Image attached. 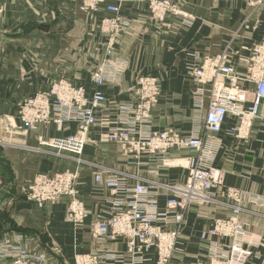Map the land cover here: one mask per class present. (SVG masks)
<instances>
[{
  "label": "crops",
  "instance_id": "crops-1",
  "mask_svg": "<svg viewBox=\"0 0 264 264\" xmlns=\"http://www.w3.org/2000/svg\"><path fill=\"white\" fill-rule=\"evenodd\" d=\"M171 1L173 11L162 19L153 16L145 1H122L119 14L128 25L115 35L110 57L123 59L127 66L117 82L101 86L107 106L96 114L80 156L84 162L77 165L75 155L57 154L45 145L52 137L74 132L76 122H68L60 130L53 124H38L27 133L4 132V128L20 126L16 110L21 101L60 80L83 86L88 92L94 90L92 73L103 59L110 34L103 21L115 15L102 7L81 10L79 3L71 0H0V237L7 230L33 237L30 247L63 262L72 261L77 253L122 251L121 239L97 240L91 235L90 223L102 215L110 199L108 190L94 183V174L105 176L116 170L129 184L142 181L167 195L166 186L183 183L187 169L177 161L195 151L173 149L167 155V165L155 164L147 155L139 159L124 155L115 143L100 142L99 135L108 129V121L115 119L117 104L131 98L128 85L137 74H150L161 82V95L151 110L153 130L174 129L183 135L202 130L191 108L187 67L225 54L237 75L245 76L251 45L264 41V0ZM235 86L248 93L254 88L244 79L237 80ZM259 113L264 116V100ZM233 122L228 117L225 127ZM205 146L212 150L209 163L224 172L226 186L264 195V126L260 120L253 122L245 139L223 131L213 140L207 139ZM64 169H77L78 197L91 210V217L77 228L65 218L67 197L38 205L20 192L36 173ZM157 199L163 208L166 195ZM213 199L186 209L179 236L183 249L174 255L179 264L203 260L206 248L199 238L201 230L214 218L230 213L231 201L221 189ZM242 208L239 217L246 230L264 235V207L244 198ZM53 247H57L55 253ZM252 255L244 264H264V236Z\"/></svg>",
  "mask_w": 264,
  "mask_h": 264
},
{
  "label": "built area",
  "instance_id": "built-area-1",
  "mask_svg": "<svg viewBox=\"0 0 264 264\" xmlns=\"http://www.w3.org/2000/svg\"><path fill=\"white\" fill-rule=\"evenodd\" d=\"M71 1H77L84 11L102 7L115 15L103 21L105 31L110 34L103 47V59L92 73L95 88L88 92L83 86L60 80L47 91L24 99L21 108L25 123L54 124L61 128L68 122H76L78 126L74 133L52 137L45 145L57 154L66 152L77 156L78 165L84 162L79 155L83 152L88 131L96 122V114L107 106L101 86L117 82L127 66L123 59L114 61L110 56L115 35L128 23L119 14L123 0ZM141 1L147 2L153 16L159 19L174 8L171 0ZM249 51L243 77L237 75L235 66L225 54L206 57L199 66L187 67L192 84L191 108L195 120L201 122L202 130L197 128L186 135L174 129L155 131L151 128V110L161 95V82L156 77L137 74L130 81L127 91L131 98L117 104L115 119L108 121V129L98 140L115 143L128 157L139 159L147 155L155 164L167 165V155L173 149H189L195 154L178 162L186 167L187 175L183 183L166 186L169 195L142 181L129 184V179L116 170L105 176L101 172L94 174V183L105 187L110 199L102 215L90 223L91 235L97 240L121 239L122 251L100 249L77 253L72 261L63 262L30 247L29 241L33 237L5 231L0 237V261L4 264H179L174 255L183 249L179 236L186 209L194 203L213 202L214 193L221 189L231 201L228 204L231 211L227 216L214 218L201 230L199 238L206 253L203 260L194 264H244L254 255L252 251L264 235L246 230L239 217L243 210L242 200L248 198L250 203L264 207V195L242 187L226 186L224 172L209 163L212 150L205 144L207 139L213 140L223 131L245 139L257 120L264 126V116L259 113V105L264 100V41L253 43ZM239 79L252 82V92L236 87ZM228 117L234 122L225 127ZM76 179L77 169L40 172L25 187L21 186V191L28 190L25 199L38 205L67 197L65 218L77 228L91 217V210L76 196ZM159 195H166L163 208L158 205ZM52 251L55 253L57 247Z\"/></svg>",
  "mask_w": 264,
  "mask_h": 264
},
{
  "label": "rangeland",
  "instance_id": "rangeland-1",
  "mask_svg": "<svg viewBox=\"0 0 264 264\" xmlns=\"http://www.w3.org/2000/svg\"><path fill=\"white\" fill-rule=\"evenodd\" d=\"M1 7V6H0ZM150 75V74H149ZM45 91H47V90H45ZM39 92H44V91H38V92H36V93H39ZM35 93V94H36ZM29 97V96H28ZM27 98V97H26ZM25 98V99H26ZM24 101V100H23ZM23 101H21L19 104H18V107H17V110H16V117H17V119L19 120V122L21 123L20 124V126L19 127H17L16 125H9L8 127H5L4 128V132H5V130H7V132H9V133H15V132H19V133H27L29 130H36L37 128H38V124H42V123H36V124H32V123H25V122H23L22 121V108H21V106H22V104H24V102ZM48 124H42V126H47ZM54 125V124H53ZM41 126V125H40ZM55 126V128L56 129H58V130H60V129H62L63 127H65L66 125H64L63 127H61V128H58L56 125H54ZM77 126H78V124L76 123V128H75V131H76V129H77ZM74 131V132H75ZM74 132H72V133H74ZM64 136V135H63ZM56 137H62V136H56ZM46 147H47V145H46ZM49 149H52L51 147H48ZM63 153H66V152H63ZM81 155H79V157H80ZM77 157V156H76ZM75 158V157H74ZM185 159V158H184ZM180 161V160H179ZM179 161H177V163L179 162ZM184 161V160H183ZM185 162V161H184ZM184 166V165H183ZM40 173V172H39ZM44 173H49V172H44ZM38 173H36L34 176H33V178L37 175ZM32 178V179H33ZM32 179H29V180H27V181H25V183L22 185L23 187H25V185L29 182V181H31ZM77 190V189H76ZM20 192H21V195L22 196H25L27 193H28V190H22L21 191V188H20ZM77 197H78V194L76 195ZM61 198V197H60ZM79 198V197H78ZM54 201H56V200H54ZM45 203V202H44ZM7 231H9V230H7Z\"/></svg>",
  "mask_w": 264,
  "mask_h": 264
},
{
  "label": "bare ground",
  "instance_id": "bare-ground-1",
  "mask_svg": "<svg viewBox=\"0 0 264 264\" xmlns=\"http://www.w3.org/2000/svg\"><path fill=\"white\" fill-rule=\"evenodd\" d=\"M94 125H95V124H94ZM94 125H93V126H94ZM104 188H105V187H104ZM108 192H109V191H108Z\"/></svg>",
  "mask_w": 264,
  "mask_h": 264
}]
</instances>
